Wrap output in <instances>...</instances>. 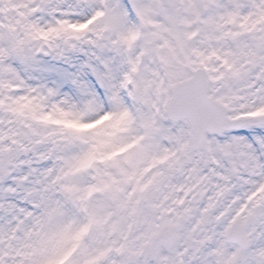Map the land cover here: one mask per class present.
<instances>
[{"label":"snow or ice","instance_id":"6c2138e0","mask_svg":"<svg viewBox=\"0 0 264 264\" xmlns=\"http://www.w3.org/2000/svg\"><path fill=\"white\" fill-rule=\"evenodd\" d=\"M0 264H264V0H0Z\"/></svg>","mask_w":264,"mask_h":264}]
</instances>
